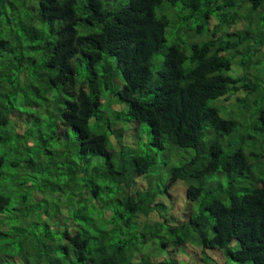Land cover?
I'll return each mask as SVG.
<instances>
[{"label": "trees", "instance_id": "16d2710c", "mask_svg": "<svg viewBox=\"0 0 264 264\" xmlns=\"http://www.w3.org/2000/svg\"><path fill=\"white\" fill-rule=\"evenodd\" d=\"M234 2L0 0L1 263L15 253L12 264H179L178 248L188 254L190 246L193 254L218 248L240 264H264V89L241 57L252 49L259 54L264 36L255 37L251 27L223 32L238 23ZM242 2L264 12V0ZM177 23L175 41L166 46L168 28ZM184 28L203 41L189 39ZM75 60L84 63L81 73ZM234 65L249 66L248 73L232 74ZM118 76L117 100L138 124L148 123L151 145L194 151L170 168L169 184L185 182L188 199L200 201L197 213L170 226L179 233L170 259L148 243L147 219L159 203L150 174L155 157L129 149L118 115L106 120L102 109L115 108L102 91ZM241 90L247 94L235 104L221 101ZM19 97L38 111L22 131ZM70 130L78 140L72 149ZM25 144L36 156L22 154ZM92 156L105 160L93 159L90 167ZM21 162L26 171L8 182L3 168ZM139 178L149 179L146 189L134 190ZM113 189L116 201L108 200Z\"/></svg>", "mask_w": 264, "mask_h": 264}, {"label": "rangeland", "instance_id": "374dc122", "mask_svg": "<svg viewBox=\"0 0 264 264\" xmlns=\"http://www.w3.org/2000/svg\"><path fill=\"white\" fill-rule=\"evenodd\" d=\"M242 3H243L242 0H238V1L235 0V2L233 3L234 6L231 8V11L239 12L238 23L231 25V26L228 25L227 27H225L223 32L227 33L228 31H231V32L241 31V33H243L242 31L244 29L251 27L250 29L252 31L251 33L256 34L255 37L258 36L259 38H261L262 36H264V12H261L260 9L250 10V8L248 9V7H245V5ZM165 4L163 6H165ZM246 6H248V3L246 4ZM167 9L168 11H173L174 8H167ZM246 12H253V14L251 13V17H245V16H248ZM192 23L194 26L197 25L196 21H193ZM216 23L217 22L213 20L210 24L211 28H213ZM179 27H180L179 23L175 24V27L171 29L173 30V32H171V30H169L168 28L166 46L173 44L176 38V35L173 33ZM181 33L184 35H187L189 39H193L197 37L198 35L195 33V31H190L189 29H186V28H184ZM207 33L208 31L205 32V36H207ZM202 38H204L203 35H198L197 42L203 41V40H199ZM187 45L188 44L184 43V46H187ZM255 45H257V43H255ZM262 46H263L262 51L259 54L255 53V49H252L250 53H248L247 55L241 56V57H242V61H245L246 63H249V62L252 63L251 65H249L250 66L249 71H253L254 73L253 76L259 79V82H258L259 88L264 89V54H263L264 53V41H263ZM231 55L232 54H229V56ZM79 61L80 60H75V63L78 64ZM249 66L243 67L245 69L244 70L243 68L241 69L234 65L233 69L231 70V73L232 74H235V72H238L239 74L243 72L248 73L247 70ZM83 67H84V63L78 64L77 69L79 70V73H81ZM14 78L15 77H12L11 79H14ZM122 85H123V79L121 78V76H118L113 81V84L111 85V87L106 88L105 86V90L102 91V99L110 97V99L114 101L113 107L115 108L107 107V104H104L102 106V109H104L106 115H109V117H105L106 120L108 119L111 120L112 117L116 118V116L118 115L119 117L118 125L120 126V129L123 135L122 136L123 142L124 144L129 145L128 147L129 149H133L137 154L154 155L155 157V164L153 165V168L150 174L153 175L152 189L156 191L157 193L156 196H157L159 203L158 205L154 206L155 212L151 214V217L149 218L150 222H148V219H147V236L149 239L148 243L151 245L152 248L155 249V251H158L159 253H161L163 257L170 259L169 258L170 250L174 249L175 240L179 236L178 235L179 233L177 231L173 232L170 230V226L177 225V223H180L182 220L187 219L189 214H191L194 211H195L194 213H197L200 207V204H199L200 201L196 200L192 202L188 199L187 185L185 182L177 181L176 183L172 185L169 184L170 168L172 166H177L179 164H182L183 161L190 156V154L194 153V151L192 149L173 147L171 145H167L165 149H159L151 145L150 144L151 131H150V127L148 123L138 124L136 120H134L127 113V110H128L127 103H123L117 100L118 96L115 94V92H117L120 88H122ZM245 94H247V90H241V92H239L238 94L231 95L229 98H224L221 101L223 102V104L231 106L237 102V99L239 97H242ZM14 104L17 110L16 117L19 121H22L20 123L19 130L20 131L24 130L27 127V125H30L31 127L34 123V120L37 116L38 111H35L34 113L31 112L30 110L32 109L28 107L27 104L24 103L21 98L20 100L15 99ZM12 113H11V116H12ZM26 117H29L28 121H25ZM15 123H12V124H15ZM90 126L91 128L96 127L95 118H92V120L90 121ZM44 133H45V136L48 135L46 132ZM68 136H69L68 144L70 145L72 149V147L76 145L78 140L75 138L76 134H74L72 130L69 131ZM226 139L228 140V138ZM235 140L236 142H234ZM52 142L54 143V141ZM232 142L234 143V147H238L241 145L240 137L233 138ZM111 144L113 147L120 146L116 136H111ZM62 145L63 143H61L59 146H62ZM250 145H252L250 142L249 143L247 142L245 145H243L244 150L247 151L246 149ZM109 148L111 147L109 146ZM24 149H27V150L22 154L27 155V152H30L31 155L36 156L35 147H27V145L25 144L23 147L19 148L20 151ZM20 151L17 155V158L24 159L23 156L25 155H21ZM3 153L4 151L0 149V156L4 155ZM12 154H15V153H12ZM72 159H77L76 152L72 156ZM93 159L94 161H97V160L103 161L105 160V157H100L99 159H97L94 156H92L90 167L95 163L93 162ZM63 165L67 167L66 163H64ZM65 166H62V167H65ZM84 166H85L84 161L81 160V163H79V167L81 168ZM24 170L26 171V165L24 162H21V166L18 167L17 169L16 168L14 169L3 168V171L5 172V178H7L8 182L13 179V176L17 177L18 171L21 173H24ZM46 175L48 174L46 173ZM148 180H149L148 178L147 179L139 178L137 180V185L134 190L142 189V188L146 189ZM223 182L224 184H226L227 179L223 178ZM115 192L116 190L113 189L108 193V197L110 198L108 200L116 201L117 195L115 194ZM226 201L228 202L229 199L226 198ZM156 216H158V219L160 220L158 222H160L161 225L157 228L148 226L151 224V221L155 219ZM164 241L169 243L166 247H164L163 245ZM13 247L18 251L17 244H14ZM13 247L9 248L8 250H12ZM189 250H192L190 246H188L186 250L188 254H182V250L178 248L176 253H177V256L181 258V259H177L179 264H240L239 262L232 260L226 254V252L222 249L207 248V252L205 254L202 253V250L200 248H195L194 254L190 253ZM201 256H204L203 260L201 259L202 258ZM5 258L7 261L5 263L0 262V264H12L11 262L13 260H16V259L18 260V256L15 253H9V256H5Z\"/></svg>", "mask_w": 264, "mask_h": 264}]
</instances>
